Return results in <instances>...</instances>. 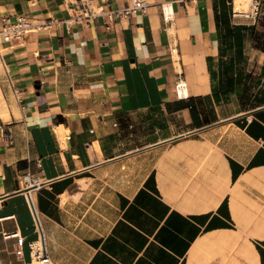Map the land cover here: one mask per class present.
<instances>
[{
    "label": "crops",
    "instance_id": "1",
    "mask_svg": "<svg viewBox=\"0 0 264 264\" xmlns=\"http://www.w3.org/2000/svg\"><path fill=\"white\" fill-rule=\"evenodd\" d=\"M162 1L0 0L37 23L0 35V264H42L29 198L50 264H264V0H170V24Z\"/></svg>",
    "mask_w": 264,
    "mask_h": 264
},
{
    "label": "built area",
    "instance_id": "2",
    "mask_svg": "<svg viewBox=\"0 0 264 264\" xmlns=\"http://www.w3.org/2000/svg\"><path fill=\"white\" fill-rule=\"evenodd\" d=\"M262 0H251L250 10L247 13V19L245 22H255L260 13V4ZM150 0H129L122 6L117 8H109L106 9L102 4L94 3V0H83V5L78 7L79 15L84 16H98L109 14L111 19L115 17H122L125 15L133 14L137 11H145L150 5ZM228 3L232 4V16L233 18L241 22L244 20L239 19L238 10H236L235 0H228ZM161 10L162 15L165 21V24L172 23L175 17V8L173 1L165 0L161 2ZM57 17H50L46 19L45 22L41 23V25H51L52 22L57 21ZM37 23L33 21V18L27 13H19L14 18L10 14H3L0 19V35L2 36L4 41L12 42L15 39H19L24 34L35 28ZM172 51L177 50V44L171 46ZM175 90L178 97L183 98L188 96V87L187 82L182 77H179L175 82ZM0 129L2 130V137L6 141H9L12 138L11 131L6 128V125L3 121L0 122ZM28 184L36 183V179H31L27 177ZM31 197V196H30ZM29 203L33 211L34 222L36 225V230L38 231V238L29 242L30 253L35 260L41 261L44 264H50V256L48 255V251L45 245L44 232L39 219L38 212L34 206V202L32 198H29ZM5 237L15 236L18 237L15 252L19 258L24 256V237L19 233H7L4 232Z\"/></svg>",
    "mask_w": 264,
    "mask_h": 264
},
{
    "label": "bare ground",
    "instance_id": "3",
    "mask_svg": "<svg viewBox=\"0 0 264 264\" xmlns=\"http://www.w3.org/2000/svg\"><path fill=\"white\" fill-rule=\"evenodd\" d=\"M235 6H236V10H238V16H239V19H241V20H244V19H247V11H248V9L247 8H245V7H243V5L242 4H238L237 5V3L235 2ZM251 6V5H250ZM0 99H1V97H0ZM40 263H42V264H44L43 262H41V261H39Z\"/></svg>",
    "mask_w": 264,
    "mask_h": 264
},
{
    "label": "trees",
    "instance_id": "4",
    "mask_svg": "<svg viewBox=\"0 0 264 264\" xmlns=\"http://www.w3.org/2000/svg\"><path fill=\"white\" fill-rule=\"evenodd\" d=\"M227 5H228L229 7H228ZM224 9L226 10V12H225V15H226V21H229V20H230L229 9H230V11L232 12V4L228 3V0L226 1V5L224 6ZM234 25H235L236 28L240 29V27L243 26L244 24H234ZM229 29H230V28L227 27V31H228ZM230 31H232V30L230 29ZM237 37H238V35H237Z\"/></svg>",
    "mask_w": 264,
    "mask_h": 264
},
{
    "label": "rangeland",
    "instance_id": "5",
    "mask_svg": "<svg viewBox=\"0 0 264 264\" xmlns=\"http://www.w3.org/2000/svg\"><path fill=\"white\" fill-rule=\"evenodd\" d=\"M243 1H244V3H246L244 7L247 8L248 10H250V3H251V0H243ZM262 6H263V4H262V2H261V4H260V13H261ZM260 13H259V14H260ZM245 20H248V19H244V21H245Z\"/></svg>",
    "mask_w": 264,
    "mask_h": 264
}]
</instances>
